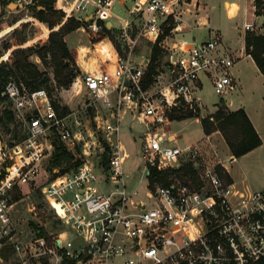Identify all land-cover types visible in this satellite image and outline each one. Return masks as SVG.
Masks as SVG:
<instances>
[{
    "label": "built area",
    "instance_id": "obj_1",
    "mask_svg": "<svg viewBox=\"0 0 264 264\" xmlns=\"http://www.w3.org/2000/svg\"><path fill=\"white\" fill-rule=\"evenodd\" d=\"M53 1L63 14L62 21L70 17L90 32L115 28L118 34L124 55L115 50L113 69L80 76L85 104L96 107L101 115L94 118L101 117L100 131L109 147L107 168L99 173L83 164L42 185L41 193L60 221V231L26 241L16 239L10 214L12 191L36 178L40 162L51 154L50 135H56L73 154L79 137L44 88L30 90L14 78L7 79L1 94L23 123L25 137L15 141L0 134V264L11 263L3 253L9 245L14 253L25 251L19 264L264 263V188L238 189L205 163L196 145L181 147L173 142L177 136L170 137V114L177 106L193 109L200 105L195 93L203 78L229 106V95L238 86L231 70L235 57L221 37H184L182 12L191 0H133L124 17L112 11L116 0ZM112 17L118 19L117 27ZM243 26L254 29L253 22ZM141 41L167 54L165 71L157 67L146 87L149 59L131 58ZM126 114L144 123L142 156L147 173L151 167H174L186 157L195 167L203 160L200 182L154 183L148 185V203L132 200L136 191H126L128 174L122 168L125 155L118 139ZM89 136L91 142L98 141ZM99 148L105 150L103 144ZM103 185L110 189L106 191Z\"/></svg>",
    "mask_w": 264,
    "mask_h": 264
},
{
    "label": "rangeland",
    "instance_id": "obj_2",
    "mask_svg": "<svg viewBox=\"0 0 264 264\" xmlns=\"http://www.w3.org/2000/svg\"><path fill=\"white\" fill-rule=\"evenodd\" d=\"M39 1L40 0H31L28 4L23 3L22 6H15L9 5L13 2V0H0V61H6L9 66L11 65V60L8 59V55L12 49L16 47H34L32 50H28V59L37 65L46 78L41 85L42 88L45 89L49 100L56 104L58 113L63 114V106L68 107V112L65 113L68 116L66 122L73 128L74 132L79 137V144L75 149V152L77 153L75 157L81 162L79 166L86 164L93 167L96 172L100 173L105 169L103 163L105 157L103 156L104 150H101L99 146L102 145L105 138L102 131H100L101 124L99 120H101V117L97 120H95L94 117L96 114H99V116L101 115L96 107L85 104L87 95L81 83L80 70L68 88H59L57 87L54 79V66L50 60L49 54L42 60L35 52L39 47L47 43L49 33L52 31L47 23L39 20L36 16V6ZM132 2L133 0H116L114 6L112 7L113 13L118 17H124L126 15V8H128ZM223 2L224 0L203 1V4L202 1L200 2V5L205 6L202 13L208 15L212 24L218 23L221 26V34L216 30L213 32V29H211V33L217 32L220 36L222 34H226L225 32L228 30H232L231 25L233 23V20L228 18ZM196 3V5H198V2ZM187 7L189 6L187 5L186 8ZM251 16L253 17V15ZM257 16H259V18L254 19V29H243L245 33L251 32L255 35H264V16ZM62 17L63 16H61L60 25L68 19H74L69 17L67 20L62 21ZM74 20L77 21L76 19ZM111 20L114 26L117 27L118 19L116 17H112ZM77 23L78 27L65 35L68 43L67 45L75 60V69H79L77 61L81 60L80 56L85 59L89 57L90 60L97 58L100 59V57H105L106 61L109 60L108 58L111 56L107 51L109 47L110 50L112 49V51H114L113 49H115L124 55L121 46L118 44V34L115 28L104 29L103 31L108 33L106 36L102 37L104 40L94 42L92 41L91 36H99L101 32L100 34L90 32L82 29L83 26L80 22L77 21ZM198 23L199 19L196 24L193 22L192 25H197ZM60 25L56 26L53 30H57ZM202 28L204 34L209 33L206 27ZM200 29L197 30V28H195L193 30L192 27L187 28L188 31L192 30L194 34L188 32L184 34V37L193 38L196 36V39L200 40ZM233 32L234 29L232 33ZM106 38L110 39L114 48H111V44ZM17 42H22V44L17 45ZM9 45H12V47L7 51L6 48ZM102 46L104 48L103 53L100 52ZM154 46L156 45H152L146 41H141L139 46L134 49L133 56L131 58L136 61H142L147 58L150 61ZM5 53H7V57L2 58ZM231 55L233 54L231 53ZM166 56V52L161 50V56H158L156 61L158 66L155 65L154 70L158 67L165 71L164 64L166 63ZM12 76L16 80L21 81L20 75L17 72H15ZM241 83L243 85L242 91L237 92L239 89L236 88V90L232 92L229 97H233L239 93L242 100L249 106V110L257 124V130L259 131L262 143L253 153L239 157V159L234 161L233 170L238 179H243L244 184L259 188L264 185V101L260 97L261 93L264 91V76L254 67L246 66L244 67V71L241 76ZM195 94L200 99V105L194 106L193 109H189L193 117L173 120L169 125L171 133L176 132L177 135H179L180 142L178 144L180 146L191 142H197V145L200 146L202 154L204 155L203 157L205 163L214 166L219 174L227 181V172L219 162V157L212 150L210 145L207 144L204 139H201V133L203 131L201 122L204 117L212 115L218 107H222L224 110H231V108L219 102L220 97L214 92L210 81L206 78H203L202 86L196 90ZM5 108H9V106H7V101L0 102V134L7 140L17 141L18 138H14L13 136L15 134L17 136L24 134V125L14 115L13 120H8L6 114L4 113ZM184 110L187 109L184 108ZM144 131L145 126L142 121L135 116L131 117L126 114L121 120V130L118 132V139L120 140L123 152L128 153L129 155L124 163V171L125 173H128V177L125 179L126 191L127 193H132L136 190V194L132 195V200L141 203H148L149 199L147 196L148 187L146 186V175H142L139 170L145 165V161L142 156V134ZM90 134L97 138L98 141L96 143L91 142L89 136ZM57 141L59 140L56 135H50L47 138V143L51 144V152L54 149V143ZM51 154L45 156L40 162L38 173L34 180L30 181L28 184L18 187V191H12L11 201L13 202V205L11 206L10 214L16 227L15 238L20 241H26L32 236L38 235V232L41 229L46 231L48 234H54L60 231V221L55 217L52 209L50 208L48 202L44 199L40 190L42 185L51 181L59 175V173H61L60 171L62 166L61 168H53L51 165ZM187 161L186 157H182L180 162L174 167L178 168ZM129 167H132L131 171ZM202 168L203 160L198 167L194 166L198 176L197 184L200 182V173ZM170 179L171 181L178 180L175 176H171ZM189 181L193 183L192 180ZM102 188L106 191L110 189L107 185H103ZM4 250L5 251L3 253L5 258L8 262L11 261V263L8 264H19L20 261L24 260V250H22L19 254L14 253L12 245L6 246ZM14 254L15 258L11 260L9 256L13 257ZM117 263L121 264L120 261Z\"/></svg>",
    "mask_w": 264,
    "mask_h": 264
},
{
    "label": "trees",
    "instance_id": "obj_3",
    "mask_svg": "<svg viewBox=\"0 0 264 264\" xmlns=\"http://www.w3.org/2000/svg\"><path fill=\"white\" fill-rule=\"evenodd\" d=\"M254 6L255 15L264 16V0H254ZM36 14L37 18L47 23L52 31L49 33L47 43L43 44L35 52L42 60L49 54L50 60L54 66V79L57 87L68 88L79 73V69L74 68L75 60L64 37L67 33L78 27V23L74 19H68L60 25L61 16L63 14L61 11L54 8L53 0H40L36 6ZM58 25H60L59 28L57 30H53ZM107 34L108 33L106 31H103L99 36L92 35L91 39L95 42L102 39V37ZM244 42L245 52L252 57L259 70L264 71V35H255L251 32H246ZM16 44H22V42H17ZM11 47L12 45L7 46V51ZM33 48L34 47L32 46H28L25 48L16 47L12 49L8 55V59L11 60V65L9 66L6 61H0V102L7 101V98L2 95L1 92L5 81L9 78H14L12 75L15 72L20 75L21 81H18L15 78L14 79L18 83L23 84V86L27 89L35 90L42 88L41 85L46 78L37 65L28 59V50H32ZM158 56H161V49L154 46L151 59L148 64L147 73L143 81V85L145 87L153 80L152 74L155 72L154 67ZM6 57L7 53H5L2 58ZM219 102L225 104L223 99H220ZM53 105L56 107L54 102ZM7 106H10L9 101H7ZM63 110V114H65L68 112V107L63 106ZM4 113L6 114L8 120H13V114L10 108H5ZM170 117L172 120H181L193 117V115L189 109L184 110L182 106H177L173 109ZM201 124L205 134H210L215 130H219L232 155L235 157H239L249 152L262 143L259 134L255 130L243 108L236 110H224L222 107H218L212 115L204 117ZM13 137L18 138L17 141H19L25 137V132L21 136H17L15 134ZM102 144L105 149L103 152V156L105 157L103 163L105 168H107L106 157L108 156L109 147L106 145L105 141H103ZM51 153V165L53 168H61L62 166L60 171L61 173L68 172L73 168L78 167L81 163L80 160L77 159L73 153L69 152L60 141L54 143V149ZM194 166L195 165L190 161H187L178 168L168 167L159 170L155 167H151L146 175L148 185L150 187L154 183L164 186L168 185L171 182V176L177 177L182 182L192 180L194 184H197L198 176ZM227 181L230 182L228 177ZM14 190L18 191V187H15ZM38 234L46 235L47 232L41 229ZM260 264L264 263L262 262Z\"/></svg>",
    "mask_w": 264,
    "mask_h": 264
},
{
    "label": "crops",
    "instance_id": "obj_4",
    "mask_svg": "<svg viewBox=\"0 0 264 264\" xmlns=\"http://www.w3.org/2000/svg\"><path fill=\"white\" fill-rule=\"evenodd\" d=\"M201 1L203 4V1H209V0H191L190 3L187 4L189 7L186 8L187 5H185L184 10L182 12V22L180 24V28H181V30H183V34H186L188 32L194 34V32L192 30H189V31L187 30V28L192 27L193 30L195 28H197V30L201 28L200 29L201 33L199 34L200 40L207 39V38L212 37L214 35L220 36L217 32L213 33L216 30L221 34L220 24H218V23L212 24L208 15L202 13L204 11L205 6L200 5ZM196 2H198V5H196L197 4ZM204 4H206V3H204ZM223 6L227 11L228 18L232 19L233 23L231 25L232 30L231 29L228 30L227 32H225L226 34H222L220 37L224 43L225 48L228 51H230L233 54V56L235 57V62L233 64L231 70H232V74H233V76L237 82V85H238L237 88L239 89V91H237V92H240L243 89V85L241 83V76H242V73L244 71V67H246V66L250 67L251 66V67H254L255 69L259 70V68L255 64L252 57L245 52V42H244L245 32L243 31V29H244L243 24L247 23V22H253L254 23V19L259 18V16L255 15V13H254L255 6L253 4V0H224ZM251 15H253V17ZM198 19H199V23L197 25H192L193 22L196 24ZM202 27H206L208 29L209 33L204 34L202 31L203 30ZM211 29H213L212 33H211ZM233 29H234V32L232 33ZM194 37L196 38V36H194ZM65 41L67 43L66 37H65ZM112 47H113V45L111 44V48ZM109 48L107 49V51L110 53L111 56H109V58H108L109 60H107V61H106L105 57H103V58L100 57V59L97 58L94 60H90L89 57L87 59H85V58H81V56H80L81 60L77 61L78 66H79V70H80V76L86 72H94V71H100V70L101 71H111L115 65L116 54H115V49H113L114 51H112V49L110 50ZM263 95H264V91L261 93V96H260L262 99H263ZM227 102H228L231 110L243 108V110L247 114L248 118L250 119L252 125L254 126L255 130L259 134V131L257 130V124L255 122L253 115L251 114V112L249 110V106L242 100V97H240V94L237 93L235 96L230 97V100L228 99ZM201 134H202L201 139H204L205 142H207V144L210 145L212 150L219 157V162L225 168V170L227 172V177L229 178L230 182L234 184L235 187H237L238 189H243V190H259V189L264 188V185L260 186L259 188H256V187H253L251 185L244 184L243 179H238L235 176V173L233 170L234 169V167H233L234 161L239 159V157H243L245 155H248L249 153H253L257 149V147L250 150L249 152L243 154L242 156L235 157L232 155V153H231L225 139L223 138L222 134L220 133V131L215 130V131L211 132L210 134H205L202 131ZM173 136H177L176 140H174L173 142L175 144H178L180 142L179 135H177L176 132H173L170 134V137H173ZM191 144L196 145L199 149V152L202 153L200 146L197 145V142H191L189 144H184L181 147H186V146L191 145ZM74 154L76 156L77 153H74ZM124 155H125V157H124V160L122 163L123 171H124V163L126 162V158H128V156H129L128 153H124ZM131 169H132V167L130 168V171H131ZM139 170L141 171L142 175L147 174V171L144 169V166ZM146 186L148 187L147 178H146ZM134 191H136V190H134Z\"/></svg>",
    "mask_w": 264,
    "mask_h": 264
},
{
    "label": "water",
    "instance_id": "obj_5",
    "mask_svg": "<svg viewBox=\"0 0 264 264\" xmlns=\"http://www.w3.org/2000/svg\"><path fill=\"white\" fill-rule=\"evenodd\" d=\"M9 5H15V6H22V3H10ZM89 19V16L86 17V20ZM107 26L110 27L111 26V23L110 22H107Z\"/></svg>",
    "mask_w": 264,
    "mask_h": 264
},
{
    "label": "bare ground",
    "instance_id": "obj_6",
    "mask_svg": "<svg viewBox=\"0 0 264 264\" xmlns=\"http://www.w3.org/2000/svg\"><path fill=\"white\" fill-rule=\"evenodd\" d=\"M99 50V49H98ZM103 50H104V48H103V46H102V49H100V52H102L103 53ZM80 51H82V50H80Z\"/></svg>",
    "mask_w": 264,
    "mask_h": 264
}]
</instances>
